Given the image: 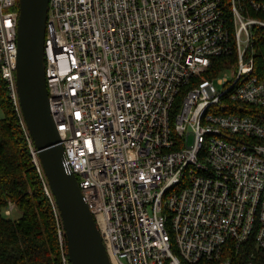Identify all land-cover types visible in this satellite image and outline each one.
Instances as JSON below:
<instances>
[{"label":"built area","instance_id":"1","mask_svg":"<svg viewBox=\"0 0 264 264\" xmlns=\"http://www.w3.org/2000/svg\"><path fill=\"white\" fill-rule=\"evenodd\" d=\"M258 14L264 0L49 1L51 112L112 264H233L229 244L264 250ZM18 19L19 0H0V71L44 179L17 90ZM220 56L232 60L200 79Z\"/></svg>","mask_w":264,"mask_h":264},{"label":"trees","instance_id":"2","mask_svg":"<svg viewBox=\"0 0 264 264\" xmlns=\"http://www.w3.org/2000/svg\"><path fill=\"white\" fill-rule=\"evenodd\" d=\"M257 49L256 74L264 79V37L258 40ZM230 58L214 57L212 66L199 78H214L231 62ZM181 100L179 95L176 103ZM0 106L4 111L0 118V264H64L58 232L59 225L63 228L60 212L46 176L43 179L39 174L1 71ZM45 182L53 199L45 191ZM10 202L14 208L8 214ZM16 211L20 214L14 216ZM63 241L67 254L64 228ZM252 249L255 247L251 243L239 250L229 244L222 259L248 264ZM253 264H264V250H255Z\"/></svg>","mask_w":264,"mask_h":264},{"label":"water","instance_id":"3","mask_svg":"<svg viewBox=\"0 0 264 264\" xmlns=\"http://www.w3.org/2000/svg\"><path fill=\"white\" fill-rule=\"evenodd\" d=\"M49 1L19 0L16 83L20 105L60 212L70 264H112L78 177L66 164L65 147L51 112L44 55Z\"/></svg>","mask_w":264,"mask_h":264},{"label":"rangeland","instance_id":"4","mask_svg":"<svg viewBox=\"0 0 264 264\" xmlns=\"http://www.w3.org/2000/svg\"><path fill=\"white\" fill-rule=\"evenodd\" d=\"M3 117H4V111H3L2 107L0 106V118H3ZM15 213L16 214L14 216H17L20 214V212H17V211ZM171 234H172V236H174L172 231H171Z\"/></svg>","mask_w":264,"mask_h":264}]
</instances>
